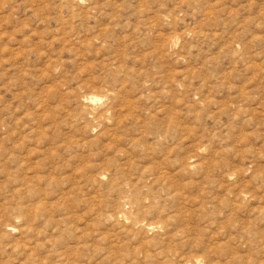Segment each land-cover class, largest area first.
<instances>
[{"label":"rangeland","instance_id":"374dc122","mask_svg":"<svg viewBox=\"0 0 264 264\" xmlns=\"http://www.w3.org/2000/svg\"><path fill=\"white\" fill-rule=\"evenodd\" d=\"M0 264H264V0H0Z\"/></svg>","mask_w":264,"mask_h":264},{"label":"bare ground","instance_id":"6f19581e","mask_svg":"<svg viewBox=\"0 0 264 264\" xmlns=\"http://www.w3.org/2000/svg\"><path fill=\"white\" fill-rule=\"evenodd\" d=\"M141 205V204H140ZM137 206V205H136ZM142 208H143V206H142ZM137 209V208H136ZM143 210V209H142ZM132 221V220H131ZM122 223V222H121ZM131 223V222H130ZM152 224V223H151ZM150 225V224H149Z\"/></svg>","mask_w":264,"mask_h":264}]
</instances>
